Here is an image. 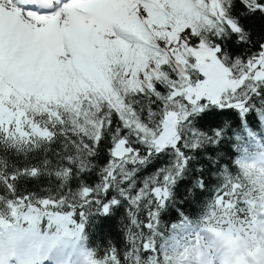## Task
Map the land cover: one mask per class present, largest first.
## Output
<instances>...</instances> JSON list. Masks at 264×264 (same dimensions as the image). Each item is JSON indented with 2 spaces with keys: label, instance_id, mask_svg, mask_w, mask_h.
Wrapping results in <instances>:
<instances>
[{
  "label": "snow or ice",
  "instance_id": "snow-or-ice-1",
  "mask_svg": "<svg viewBox=\"0 0 264 264\" xmlns=\"http://www.w3.org/2000/svg\"><path fill=\"white\" fill-rule=\"evenodd\" d=\"M236 6L237 0H0V185L15 198L8 204L13 216L27 213L70 223L61 212L89 203L99 204L107 214V200L115 191L129 201L132 229L139 207L147 205L154 222L152 208L167 200L173 178L162 174L129 191L132 178L127 166H138L165 146L175 149L184 139H190L192 148L207 141L189 123L204 98L224 107L247 108L264 87V43L244 59H234L223 47L230 37L250 42L245 26L231 16ZM239 6L241 17L246 14L243 9L264 12V0H239ZM260 28L264 31V18ZM105 67L113 92L120 93L126 108L121 110L118 100L104 99L100 93L81 96L80 115L88 119L90 113L98 133L94 129L74 139L60 130L65 126L63 116L58 125L49 122V113H43L42 120L25 109L39 94L59 92L66 77L88 84L87 77ZM124 88L129 89L127 94ZM166 115L175 133L161 139ZM38 128L54 134L42 137ZM58 138L62 143L53 151ZM105 140L108 160L99 169L100 183L82 186L73 195L68 181L94 169L93 157ZM142 146L148 151H141ZM11 156L22 157L23 166L13 163ZM9 167L12 173H7ZM41 172L55 175L61 184L38 201L32 196L17 198L16 181ZM227 183L216 194L225 201ZM117 203L111 199V205ZM133 243L151 247L143 241ZM116 261V255L105 253L90 264Z\"/></svg>",
  "mask_w": 264,
  "mask_h": 264
},
{
  "label": "trees",
  "instance_id": "trees-1",
  "mask_svg": "<svg viewBox=\"0 0 264 264\" xmlns=\"http://www.w3.org/2000/svg\"><path fill=\"white\" fill-rule=\"evenodd\" d=\"M241 10L237 0L231 16L245 26V32L250 33V42L244 44L231 37L222 42L234 59L248 58L264 43V31L260 28L264 12L253 10L249 13L247 9H243L246 14L241 17ZM249 16L256 19L249 20ZM87 79L88 84L75 76L66 77L62 93L49 89L39 94L35 103L25 104V109L41 115L42 120V114L49 113V122L58 125L63 116L65 126L60 130L74 139L79 134L89 135L94 129L98 133L91 114H87L88 119L80 115L79 107L83 103L81 96L87 99L89 92L100 93L104 99L118 100L117 106L121 110H125L126 106L120 93L113 92L106 67L95 77L88 76ZM123 91L127 94L129 89L124 88ZM245 109V114H242L234 105L220 107L203 100L201 109L191 115L189 123L207 141L192 148L190 139H184L175 149L165 146L138 166H127L132 178L129 191L140 189L144 183L158 179L162 174H169L173 178V183L168 186L167 200L152 208L154 222L150 219L148 206L139 207L134 213L138 222L136 228L132 229L129 201L119 197L115 191L111 199H117L118 203L111 205V199L107 200L110 206L107 214L99 204L91 203L71 205L70 212L62 211V215L69 216L71 227L79 232L71 243L77 242V248L87 253L86 264H90L91 260L99 262L105 253L116 255V264H133V261L136 264H181L186 258L184 253L188 248V237L193 233L234 232L242 240L250 236L253 226L259 225L253 212H261L264 205V175L249 160L264 155V87H260L258 93L250 98ZM152 122H155V118ZM67 124L75 127L66 126ZM40 130L46 132V138H51L54 134L47 128ZM61 143L62 140L58 138L57 143L52 145L53 151ZM103 144L104 147L93 157L94 169L68 181L67 189L73 195L82 186L100 183L99 169L108 160V141L105 140ZM141 151L147 152L148 149L142 146ZM11 160L23 166L20 164L22 157L11 156ZM6 171L12 173L13 169L9 167ZM227 180L225 187L229 191L225 195L229 199L225 201L224 197L217 198L216 194ZM60 184V179L55 175L41 172L36 178L18 179L15 183V196H32L34 201H38L46 194L50 195ZM14 202L15 198H10L0 185V231L8 234L12 229H28L22 221L33 218L27 213L13 216L8 204ZM35 217L43 219L36 224L39 236L53 235L55 226L46 228L51 218ZM133 241H143L151 247L143 248L140 243ZM104 259L107 257L104 256Z\"/></svg>",
  "mask_w": 264,
  "mask_h": 264
},
{
  "label": "rangeland",
  "instance_id": "rangeland-1",
  "mask_svg": "<svg viewBox=\"0 0 264 264\" xmlns=\"http://www.w3.org/2000/svg\"><path fill=\"white\" fill-rule=\"evenodd\" d=\"M60 89L59 93H62ZM48 91V90H47ZM46 91V92H47ZM210 104H214L211 101L204 98ZM220 107L223 105L214 104ZM235 106V105H234ZM242 114H245L246 109L241 107ZM42 137H45L46 132L37 129ZM174 125L170 124L168 116L165 120V132L162 133L161 139H168L174 135ZM253 165L257 168L259 173L264 175V157L259 156L250 158ZM257 212L254 211V214ZM256 217L261 221V226H253V234L250 238H246L247 253L237 257L236 264H250L249 257L254 255V251H259V248H253L252 245L264 242V209L263 212L256 214ZM43 219L33 217L30 219L25 218L22 221L25 224V230L12 229L10 237L5 231H0V264L6 259L8 261H14L17 264H35L40 262L43 258L51 264H84L87 260V254L77 249L76 245L72 246L71 243L77 238L79 232L77 229L71 227V223L57 224L51 219L48 220L46 228L50 229L55 226L53 235H46L45 239H41L37 234V222ZM33 229V230H30ZM222 235L209 232L199 235L197 238L189 237L188 245L189 249L193 251V254L189 258L184 260V264H223L224 250L220 243ZM70 254L67 256L66 251L70 249ZM53 249V250H51ZM55 253V254H54ZM31 261V262H30Z\"/></svg>",
  "mask_w": 264,
  "mask_h": 264
},
{
  "label": "clouds",
  "instance_id": "clouds-1",
  "mask_svg": "<svg viewBox=\"0 0 264 264\" xmlns=\"http://www.w3.org/2000/svg\"><path fill=\"white\" fill-rule=\"evenodd\" d=\"M220 243L224 250L223 264H236L237 257L247 253L246 242L238 238L234 232H225L220 238ZM252 247H258L259 251H254V255L248 258L250 264H264V242Z\"/></svg>",
  "mask_w": 264,
  "mask_h": 264
},
{
  "label": "bare ground",
  "instance_id": "bare-ground-1",
  "mask_svg": "<svg viewBox=\"0 0 264 264\" xmlns=\"http://www.w3.org/2000/svg\"><path fill=\"white\" fill-rule=\"evenodd\" d=\"M31 262V261H30ZM3 264H17L16 262H14V261H8V260H4L3 261ZM35 264H51V263H49L47 260H45L44 258L40 261V262H37V263H35Z\"/></svg>",
  "mask_w": 264,
  "mask_h": 264
}]
</instances>
